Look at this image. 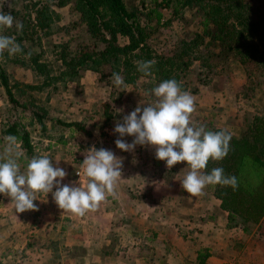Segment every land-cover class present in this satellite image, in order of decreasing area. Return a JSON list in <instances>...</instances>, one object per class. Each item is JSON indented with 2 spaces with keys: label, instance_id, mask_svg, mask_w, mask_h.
Returning a JSON list of instances; mask_svg holds the SVG:
<instances>
[{
  "label": "rangeland",
  "instance_id": "1",
  "mask_svg": "<svg viewBox=\"0 0 264 264\" xmlns=\"http://www.w3.org/2000/svg\"><path fill=\"white\" fill-rule=\"evenodd\" d=\"M123 1L127 8L137 11L142 22L156 28L149 39L156 51L167 48L175 38L189 35L199 28V17L191 9H184L173 16L170 8L157 7L162 16L157 24L154 13H150L155 7L153 0ZM22 3V0H0V16L3 10L22 8ZM57 11L59 19L52 24L49 34L41 36L40 44L37 42L38 46L34 49L40 54V60L54 69V73L62 67L59 59L61 47L58 45L63 43L69 51L76 53L80 46L89 42L73 6L68 5ZM2 29L0 22V31ZM12 57L13 54L8 58L0 56L11 84L14 81L19 85L43 83L44 77L36 74L29 66L13 62ZM196 69L194 66L188 75L185 91L172 89L171 92H165L158 85L143 86L146 78H140L135 86L125 85L118 79H108L90 70L81 71L66 82L45 83L40 89L26 88L21 94L15 91L19 102H32L34 98V103L43 107L50 118L46 121V130L41 131L36 123L30 122V112L25 111L23 121L30 131L33 145L30 155L24 152L19 142L4 132L7 123L12 121L13 115L20 113L21 108L15 107L0 87V264H88L93 260L98 263L99 259L102 264L101 255L92 256V250L96 249L97 241L100 244L107 243L109 247L113 244L103 240L94 242V239L89 238L93 235V230L88 228L91 217L86 208L77 205V196L81 193L82 196L87 195L89 190L92 191L90 195L96 192L94 204L97 211H103L104 203H111L109 187L102 180L110 165L115 164V159L104 152H109L112 145L115 146L113 139L123 133L124 126L128 125L129 129L130 126L137 125L146 129L152 125V129L161 131L157 135L160 141L172 143L182 127L191 131L189 124L200 123L203 117L213 119L215 125L237 135L244 118L260 112L264 97L261 91H252L249 95L241 92L240 87L245 83V77L238 68L232 66L230 73L215 75L206 85L196 83ZM258 84L261 89L263 84ZM105 102L113 109L110 121H106L103 114ZM144 112L145 114H141ZM56 119L80 122L91 134L86 136L77 127L63 126ZM106 125L116 128L114 136H108L103 131ZM91 145L102 150L104 159L107 157L104 162V177L80 183L74 171L83 152ZM175 152L177 153L172 155L174 161L171 162L174 163L179 154L181 165L184 154L177 149ZM188 172L192 176L189 179L193 187H190L191 195L194 198L198 196L197 199L203 203L195 204L193 219L189 222L186 221L187 218L185 222H177V232L183 237L195 236L197 242H204L217 255L222 254L220 251L224 249L233 248L224 258H218L225 264H264V224L261 229L258 228L259 224L253 226L248 234L242 231L241 226L226 228L225 211H221L223 215L208 212L207 207L213 201L207 198L205 192L206 188L212 194L209 182L197 172ZM166 179L177 184L176 190L182 186L181 173L170 174ZM133 186L135 187L134 184ZM40 191L43 192L39 193ZM25 203H32L29 208L33 209L29 210ZM44 203L50 208L44 210L42 218L35 220L37 223L34 222V227H31L30 222L25 223L24 218L31 217V211L40 210L39 206ZM55 205L56 211L53 209ZM56 218L58 221L55 224ZM101 221L105 223L107 220L104 217ZM115 221L120 220L117 217L113 220ZM67 225L72 227L68 232ZM30 228L38 234L37 238L28 239L29 233L33 234L31 230L28 231ZM201 232L206 238L199 235ZM214 234L216 238L207 239V236ZM183 248L186 249V246ZM190 259L189 254L185 264H190ZM126 260L128 263L135 261H129V258ZM219 262L213 261V264H220Z\"/></svg>",
  "mask_w": 264,
  "mask_h": 264
},
{
  "label": "trees",
  "instance_id": "2",
  "mask_svg": "<svg viewBox=\"0 0 264 264\" xmlns=\"http://www.w3.org/2000/svg\"><path fill=\"white\" fill-rule=\"evenodd\" d=\"M156 23L162 18L157 7L170 8L173 16L191 9L199 17V28L189 35L175 38L167 48L156 51L149 43L156 28L142 22L133 8L123 0H22V8L3 10L0 22V56L29 66L42 84H11L0 60V87L20 113L7 123L5 134L19 142L24 152H33L30 131L23 121L25 111L30 122L41 131L48 121L45 109L32 102H19L23 89H40L50 82L72 80L81 71L98 72L102 77L118 79L121 84L135 86L146 78L143 86H157L165 92L187 90L188 75L196 66V83L206 85L215 75L230 73L232 66L245 77L241 92H260L264 97V0H153ZM71 5L88 35V41L76 53L61 47V68L54 73L40 60L34 49L42 35L51 31L59 19L57 9ZM40 44V43H39ZM106 68V70L104 69ZM258 79V80H256ZM47 81V82H46ZM263 86L259 89V84ZM156 87V88H157ZM147 90V89H146ZM106 121L113 109L103 103ZM24 117V118H25ZM63 126H75L90 136L80 122L55 120ZM190 123L191 131L182 127L172 141L184 154L182 168L197 172L209 182L212 195L226 212V228L241 226L249 233L253 226L264 224V105L259 113L244 118L237 135L218 127L213 119L203 117ZM188 123V122H186ZM50 136V135H49ZM197 252L198 264L209 255L206 247Z\"/></svg>",
  "mask_w": 264,
  "mask_h": 264
},
{
  "label": "crops",
  "instance_id": "3",
  "mask_svg": "<svg viewBox=\"0 0 264 264\" xmlns=\"http://www.w3.org/2000/svg\"><path fill=\"white\" fill-rule=\"evenodd\" d=\"M141 114H145V112ZM124 128L123 133L116 135V138L113 139L115 146L112 145L113 148H110L109 152H104L111 159H115V164L110 165L102 180L109 187L111 203H104L103 211L100 209L97 211L94 204L96 192L90 195L92 191L89 190L87 195L82 196L81 193L77 196L79 198L77 205L86 208L91 217L88 228L93 230V235L89 238L94 239V242L103 240L111 241L113 244L109 247L107 243L100 244V241H97L96 249L91 247L93 249L92 256L101 255L102 264H185V260L190 254V264H198L197 252L200 250L199 248L205 246L209 255L204 264H213V261L225 264L218 258H224L226 254L234 250L233 248L224 249L220 251L223 252L222 254L217 255L213 249L207 247L208 245H204V242H197L195 236H193L194 238H191L192 235L183 237L177 232L179 228L177 222L179 223L181 220L185 222L186 218L187 222L193 219L192 211L195 210V204L203 202L197 199L198 196L194 198L191 195L190 187L192 189L193 187L189 183V179L192 176H190V172L182 168L183 162L179 165L181 163L178 160L179 154L177 160L174 163L171 162V160L174 161L172 155L177 153L175 146L165 140L160 141V137L157 135L161 131H155L152 129V125L146 129H141L137 125L130 126L129 129L127 125ZM171 152L174 153L171 154ZM117 159L118 161H116ZM176 172L183 176L182 181L180 180L183 183L179 190L175 189L176 183L166 179V176ZM205 192L208 195L207 198L213 199L210 202V207H207L209 208L208 212L217 214L222 211L224 213L219 208L220 201L210 192L208 193L206 188ZM194 194L196 195V193ZM25 204L27 208L30 204L32 206V203ZM39 207L40 210L31 211L33 214L31 217L24 218V222H30L31 227H34V222L37 223L36 219L42 218L44 210L47 211L50 208L45 203ZM32 209V207L29 208V210ZM53 209L56 211L57 206H53ZM75 212H77L76 209ZM221 215L223 214L221 213ZM104 217L107 220L105 223L101 221ZM117 217L120 221L113 222ZM56 221H58L57 218L55 224ZM115 223L120 224L119 227ZM66 229L68 232L72 227L67 225ZM29 230L33 232L27 236L29 240L38 237L34 229L30 228ZM199 235L206 238L202 232ZM215 236V234L211 237L207 236V239H214ZM183 246H186V249ZM127 258L129 261L132 259L135 261L128 263ZM88 264L101 263L99 259L98 263L93 260Z\"/></svg>",
  "mask_w": 264,
  "mask_h": 264
},
{
  "label": "built area",
  "instance_id": "4",
  "mask_svg": "<svg viewBox=\"0 0 264 264\" xmlns=\"http://www.w3.org/2000/svg\"><path fill=\"white\" fill-rule=\"evenodd\" d=\"M103 131L108 136H114L116 128L106 125ZM104 154L102 150L94 145L88 147L82 154L74 175L78 182L88 183L104 177Z\"/></svg>",
  "mask_w": 264,
  "mask_h": 264
}]
</instances>
